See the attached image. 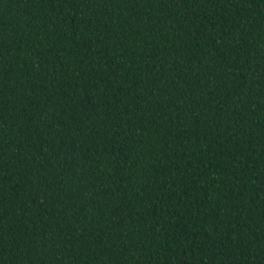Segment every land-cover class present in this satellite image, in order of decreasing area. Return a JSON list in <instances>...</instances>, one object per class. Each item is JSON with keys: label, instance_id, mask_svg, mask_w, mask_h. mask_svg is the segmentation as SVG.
<instances>
[{"label": "trees", "instance_id": "16d2710c", "mask_svg": "<svg viewBox=\"0 0 264 264\" xmlns=\"http://www.w3.org/2000/svg\"><path fill=\"white\" fill-rule=\"evenodd\" d=\"M0 264H264V0H0Z\"/></svg>", "mask_w": 264, "mask_h": 264}]
</instances>
